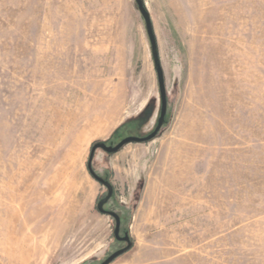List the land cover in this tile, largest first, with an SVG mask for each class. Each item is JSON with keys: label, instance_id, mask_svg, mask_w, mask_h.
Masks as SVG:
<instances>
[{"label": "rangeland", "instance_id": "obj_1", "mask_svg": "<svg viewBox=\"0 0 264 264\" xmlns=\"http://www.w3.org/2000/svg\"><path fill=\"white\" fill-rule=\"evenodd\" d=\"M159 133L94 170L110 264H264V0H143ZM136 0H0V264H101L97 142L154 131Z\"/></svg>", "mask_w": 264, "mask_h": 264}, {"label": "water", "instance_id": "obj_2", "mask_svg": "<svg viewBox=\"0 0 264 264\" xmlns=\"http://www.w3.org/2000/svg\"><path fill=\"white\" fill-rule=\"evenodd\" d=\"M139 8L141 10V12L143 13L146 22H147V26H148V30H149V34L151 36L152 39V43H153V47H154V52H155V57H156V63H157V70H158V80H159V86H160V92H161V112H160V116L158 119V123L154 129L153 132H151L150 134L146 135V136H136V135H130L127 136L125 138H123L122 140H120L117 144H107L105 142H97L93 145L92 150H91V154H90V158H89V170L91 172V174L101 183H103L108 192L107 195L104 196L99 202H98V210L102 213H108L109 215L113 216L115 218L116 221V226H115V237L117 240H121V241H126L127 244L118 249L117 251H115L114 253H112L106 260H104L101 264H110L114 259H116L118 256H120L121 254L125 253L126 251H128L131 247H132V240H131V236L129 234L128 231L125 232L124 236L120 235V228H121V217L118 213H116L113 210H109L105 208V205L108 203V201L112 198L113 194H114V188L113 185L111 184V182L108 179H105L104 177L100 176L93 168V160L95 157V153L98 149H103L104 151H106L107 153H116L118 152L123 146H125L128 143L131 142H145V141H149L151 139H153L161 130V128L163 127L165 121H166V116H167V112H168V105H167V92H166V87H165V78H164V72L163 69L159 63V59H158V54H157V46H156V40H155V36L153 34V28H152V23H151V16L149 14V12L146 10L144 4H143V0H136Z\"/></svg>", "mask_w": 264, "mask_h": 264}, {"label": "flooded vegetation", "instance_id": "obj_3", "mask_svg": "<svg viewBox=\"0 0 264 264\" xmlns=\"http://www.w3.org/2000/svg\"><path fill=\"white\" fill-rule=\"evenodd\" d=\"M113 144H115V143H113ZM125 232H126V230H123L122 229V220H121V228H120V235L121 236H124L125 235ZM120 243H123V244H127V242L126 241H121V240H118ZM125 246V245H124ZM124 246H121L120 248H122V247H124Z\"/></svg>", "mask_w": 264, "mask_h": 264}]
</instances>
